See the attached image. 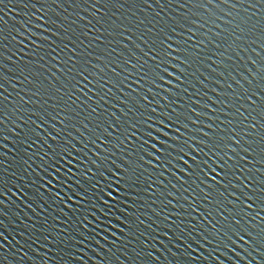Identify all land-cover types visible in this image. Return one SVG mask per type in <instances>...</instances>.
Masks as SVG:
<instances>
[{"label": "snow or ice", "instance_id": "obj_1", "mask_svg": "<svg viewBox=\"0 0 264 264\" xmlns=\"http://www.w3.org/2000/svg\"><path fill=\"white\" fill-rule=\"evenodd\" d=\"M9 5L21 19L0 26V264H48L54 247L62 264H193L197 250L202 264H264V0H0V21ZM145 192L151 213L133 222Z\"/></svg>", "mask_w": 264, "mask_h": 264}, {"label": "water", "instance_id": "obj_2", "mask_svg": "<svg viewBox=\"0 0 264 264\" xmlns=\"http://www.w3.org/2000/svg\"><path fill=\"white\" fill-rule=\"evenodd\" d=\"M9 7H11L12 10H11V12H9V14L7 15V17H5V21H6V23H5V21H0V26H3L5 29H13V26H14V25H17V26H18V23L20 22V19H21L20 16L17 15V14L20 12V6L18 5V6H16V7H13V6L9 5ZM133 10H134V9H133ZM225 10H226V8H225ZM25 11H27V10H25ZM119 11H120V12H124V9H120ZM201 11H202V10H201ZM216 12H217V14H220V13H221V10H220L219 8H217V9H216ZM145 14L147 15L148 13H145ZM169 14H170V13H169ZM101 15H103V10H102V12H101ZM25 18H26V17H25ZM213 19H215V18H213ZM229 19H230V18H229ZM216 23H218V24L220 25V28H221V29H225V28L227 29L226 31L223 32V34H222L221 37H218V39H223L224 36H227V35H228V31L231 30V25H226V24H225V21H224V18H223L222 15H221V19H220L219 21H216ZM206 27H207V28H212V29H213V32H215V31H219V29H216V28H215V25H214L212 22H210L209 25H207ZM89 38H90V37H89ZM87 42H88V41L85 40V43H87ZM93 47H95V45H93ZM102 47H103V46L101 45V48H102ZM120 47H122V45H121ZM98 51H99V49H98ZM117 51H119V47L117 48ZM206 55L210 56V55H211L210 51L206 50ZM23 63H27V62L24 61ZM208 65H209V67H208L207 70H205L203 67H201V71H204L205 75H208V72L211 71V67H210V65H211V60H210V59L208 60ZM29 67L31 68L32 66L29 65ZM25 71L27 72V69H25ZM9 74L11 75V73H9ZM174 76H175V74H174ZM133 79H135V77H133ZM195 79H196V78L193 77V78H192V81L194 82ZM13 82H15V76H13ZM133 86H135V87L139 90V81H137V83H136L135 85H133V84L131 83V81H129V88H128V91H129V92H131V89H132ZM20 87H25V86H24V85H18V88H17L16 91H18ZM212 87H213V85H212V83H211V80L209 81L208 89H205V88L203 87V85H201V96H204V99H205V100H207V96L204 95L205 91H209V94H211V95H212V98L215 99V95H214L213 93L210 92V89H211ZM215 87L217 88V91H219V86H218V85H215ZM9 90H10V91H13L11 88H10ZM25 91H27V88H25ZM145 91H147V85H145ZM155 91H159V93H160V97H163V101H162V102H163L164 104H167V103H168V99H167V95H165V93H164V91H163V87H161V89L154 90L151 94H152V95H155ZM191 91H195V88H192ZM177 93H179V94H181V95L184 96L185 103H190V102L188 101V99H187V95L184 94V93H182V91H181L180 88H177ZM141 94H143V93H141ZM169 94H171V85H169ZM25 98L27 99V97H25ZM18 99H19V97L16 96V92L13 91L12 103L15 104L16 101H17ZM158 100H159V97H158ZM113 102H116V103H117L116 111H119V110H120V109H119V103H118V101H110V103H109V109H108V110H109V113H111V112L113 111V109L110 107L111 103H113ZM178 103H179V102H178ZM28 107L31 108L32 105H29ZM170 108H171V106H169V109H168V110H170ZM101 110H102V109H101ZM157 111H158V112H160V111H165V109H162V108H160V107L157 105ZM221 118H222V117H221ZM89 119H91V117H89ZM105 119H107V117H105ZM86 134H87V133H86ZM171 134H172V133H171V130H170V131H169V135H171ZM177 135H178V133H177ZM90 146H91V145H90ZM91 147H92V151H93L94 153L97 152V149L95 148V146H91ZM109 150L111 151L110 146H109ZM100 151H103V146L101 147ZM104 154H105V155H108L107 152H105ZM121 155H122L121 152H119V151L116 152V156H115L114 158L117 160V163L120 162V156H121ZM37 163H39L38 160H37ZM177 168H179V165H177ZM151 171H152V170H151V166L149 165V166H148V172H145L144 175H145V176L149 175V173H151ZM161 171H162V169L158 166L157 169H156V172L158 173V172H161ZM170 171H171V170H169V172L166 173L165 176H161V177H160L161 186H162V184H163V182H164V180H165L166 178H171V176H170ZM178 175H179V173H178ZM152 178H153V179L156 178L155 174H152ZM57 179H58V177H57ZM148 182L150 183L151 181L149 180ZM104 184H105V181H104V180H101V182H100V186H99V187H100L101 189H103V188H104ZM154 187H155V186H154ZM59 189H60V185H59V183H57V185H56V190L59 191ZM64 191H65V194H66V195H68V196H71V195H72V192L68 190L67 186H65ZM105 191H107V189H105ZM118 191H119V190L117 189V193H118ZM173 191H174V190H173ZM97 195H99V192H97ZM142 197H143V198H142L141 200L138 201V204L140 205V207H139V208L134 207L133 210H132L133 213H134V215L130 218V220L133 221V222L136 221V216L139 215V216L141 217V219H145V220H146V219H147V214L151 213V207L148 206V205H150V201H148V202L146 203L147 192L143 193V194H142ZM153 198H155V197H153ZM10 201H11V198H10ZM20 202H21V203H26V201H23V198H22V197H21ZM109 203H111V198H109ZM49 204H52V201H51V200H49ZM76 206H77V205H76V203H75V198H73V202H72V203H69L68 206H67V211H68V212H74ZM79 206H80L81 208H83V204H82V203H81ZM185 206L187 207L186 202H185ZM195 206H196V205L193 204V207H195ZM53 207L56 208L57 211H59V208L62 207V206L56 204V205H53ZM118 207H119V205H118ZM162 207H164V205L161 204L159 200H157L156 210L159 211V209L162 208ZM13 208L15 209V205H13ZM169 210H172V206H171V205H168V208L165 210V214H167V212H168ZM205 210H207V209L205 208ZM48 211H49V210L46 209L45 212H44V215H47V212H48ZM173 211H174V210H173ZM254 211H259V209H254ZM24 212H25V214H27L28 216H32V217H33V221H35L36 217H35V215L33 214L31 208H25V209H24ZM142 213H143L144 215H141ZM56 214H57L56 212H53V215H56ZM116 214L119 215V213H116ZM125 214H127V208H125ZM261 214L264 215V213H261ZM61 215H63V213H61ZM196 216H197V222H199V221L201 220V216H202V213H201V211H200L199 208H197ZM21 219H24V215H21ZM40 219L42 220V219H43V216H41ZM121 219H123V217H121ZM153 219H155L154 216H153ZM257 219H259V217H257ZM106 221H107V227H108V235L111 236L113 230H115L116 233L119 234V229H120V224H119V222H118V221H115L113 217H107V218H106ZM26 222H27V221H26ZM49 223H52V221L49 220ZM69 223H72V221L69 220ZM113 223H115V229H113V227H112ZM261 224H262V226H264V221H262ZM64 226L67 228V227H68V224H65ZM134 226H135V225H134ZM102 227H103V226H102ZM141 228H143L142 225H141ZM58 230H59V224L57 225V231H58ZM9 231H11V229H9ZM125 232H127V227H125ZM103 236H104V233H103V231H101V237H103ZM121 242H122V241H121ZM105 247H107V243L105 244ZM45 251H46V249H45ZM62 254H63V253H57L56 248L54 247V248H53V251L50 253V255H52L53 259L50 260V261L48 262V264H62V262L59 261V256L62 255ZM197 256H198V258L193 262V264H202L201 257H203V253H201V252H199V250H197ZM65 259L67 260V258H65ZM26 264H39V261H32V260H29V261L26 262ZM93 264H96L95 260L93 261ZM203 264H208V262H207V261H203ZM217 264H219V261H217ZM225 264H227V261H225Z\"/></svg>", "mask_w": 264, "mask_h": 264}]
</instances>
